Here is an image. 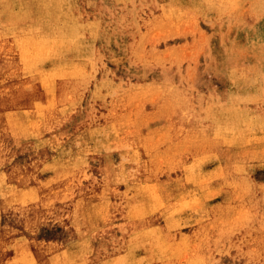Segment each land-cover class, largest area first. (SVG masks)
<instances>
[{"label":"rangeland","instance_id":"obj_1","mask_svg":"<svg viewBox=\"0 0 264 264\" xmlns=\"http://www.w3.org/2000/svg\"><path fill=\"white\" fill-rule=\"evenodd\" d=\"M100 3L103 5L90 14L92 37L86 42L85 58L71 61L82 68L92 58L90 68L86 66L80 73L86 80L78 84L86 87L102 77L104 80L94 91L86 89L83 98L79 94L74 98L69 89L60 103L61 110L68 114L63 111L46 126L42 123L60 107L55 91L50 96L46 81L37 83L36 90L34 87L38 102L45 96L40 105L31 93L38 69L34 66L32 45L36 42L30 39L31 30L26 28L24 36L8 43L1 39L4 31H0V97H7L8 104L1 113L20 111L15 118L23 119L26 128H31L32 115L35 117L39 110L42 121L33 120V124L45 126L41 131L46 138H57L65 145L84 125H88L87 131L79 133V138H94L73 166L62 157L69 178L51 187L50 179L66 171L49 162L50 158L58 159L57 148L45 155L37 168L46 194L45 200L39 199L34 238H27V248L22 250L0 249V264H29L27 249L32 248L37 252V264H50L55 243L66 247L58 248L60 253L68 252L65 264H120L124 252L114 248L113 241H126L118 233L115 238V230L133 228V219L151 225L167 223L164 246L170 256L161 264H187L195 258L222 264H264V0ZM46 48L50 52L51 46ZM89 69L93 71L85 72ZM66 80L75 83L76 77ZM17 88L25 97L20 110L11 92ZM87 101L92 106L90 111ZM75 107L83 110L81 117L68 119ZM8 139L14 144V138L8 135ZM30 144L27 138L24 149L13 146L8 164L18 156L34 160L37 151ZM5 151L0 147V162ZM114 158L131 167L138 161L148 162L135 173L144 177L145 172L148 178L144 185L173 210L172 216L168 210L166 223L156 218L160 208L145 214L136 206L133 217L126 215L128 196L141 201L136 188L112 183L105 171L92 167ZM3 165L0 187L22 181L18 175L25 174L28 166L36 167L27 164L25 172H18L9 166L11 172L6 177ZM25 180L22 189H26ZM100 186L102 194L96 193ZM51 189L57 193L59 210L47 199ZM82 192L83 196L93 194L110 202L86 226L113 228L112 235L102 237L99 245L89 250L77 247L80 232L76 239L70 235L68 224L73 215L61 216L72 211L67 196L76 198ZM52 208L59 213L54 228L49 219ZM76 224L73 221L70 225ZM24 234L26 230L14 233L19 245L25 241ZM143 243L146 247H163L146 238ZM137 246L133 240V256L141 257L143 249L137 250ZM23 251L27 255H21ZM162 257L155 264H160Z\"/></svg>","mask_w":264,"mask_h":264},{"label":"bare ground","instance_id":"obj_2","mask_svg":"<svg viewBox=\"0 0 264 264\" xmlns=\"http://www.w3.org/2000/svg\"><path fill=\"white\" fill-rule=\"evenodd\" d=\"M102 5L103 4L100 3V0H0V31H4V35L1 39L6 43H8V40L12 38L17 40L24 36L23 31L26 28H29L31 30L30 39L36 42V44H33L32 47L35 48L34 54H36L34 66L38 69L37 74L34 77L35 81L31 84V93L36 99V104L38 103L40 105L41 101L45 98V96L41 98L39 97L38 102L35 94V85L41 81H46L50 90V96L53 95L54 91L58 96L56 100L59 102L60 108L52 113L50 120L42 123L44 125L51 123L53 121L52 119L54 117H59L61 113L63 114V111L65 114H68L65 109L61 110L60 103L63 102V98L65 97L64 94H66L69 89H71V93L74 95V98L76 94H79L80 97L83 98L86 89L94 91L102 80H104L102 77V79H97L95 82L86 87L85 85L78 84L86 80V76L80 73H84L82 68L85 70L86 66L90 68L89 63L92 58L89 59V63L87 62L82 65V68H79L76 64L73 65V62L71 61V58H77V60H83L85 58L86 53L83 54V52H87L88 50L86 42L92 37L90 30V24L92 23L90 20V14L94 8L99 9ZM104 34L99 36L98 39L102 40ZM47 38H49V40H46ZM47 46H51L52 50L51 48L48 50L50 52H47ZM0 52H2L1 47ZM92 71L93 70L89 69L85 72L91 73ZM71 76L76 77V82L66 83V79ZM38 87L39 85L37 86V89ZM11 92H14L12 97L17 102L20 110L24 106V93L20 90V88L13 89ZM6 105H8L7 97H0V113ZM85 105L90 111V108L92 107L91 104L87 101ZM38 111H36L35 117L32 115V119L29 124L31 128H26V123L23 119L15 118L20 111L16 113L12 110L2 111L0 114V147H5L7 151H5L4 161L0 162V165L4 164L3 167L5 176L8 177L10 175L11 169L9 166H13V168L18 170V172L21 170L24 171L23 169L27 164L36 166L34 169L28 166L26 172L24 171L25 174L23 173L18 175L17 178L23 177L22 181H17L16 184L7 182V186L0 187V249H2L3 252L13 248H18L19 250L27 248V241L34 238L32 235L33 232L35 233L34 222L35 219L38 218V209L41 208L39 199L44 198L46 194V189L43 187L44 179L41 175H39L37 168H39V166L43 163L45 155L48 152H51L54 147L57 148L58 159L56 160L54 158H50L49 162L52 165H55L58 170L62 168L66 171L68 170V167L67 164H64V161L68 162L69 166H73L74 163L82 157L81 155L86 153L87 145L92 139H94L92 137L79 138L78 136L79 133L87 131L86 127L88 125H84L82 129L75 130L76 137L68 142L66 141V145L58 141L57 138H46L45 133L41 131V128L46 125L40 126L41 124H39L36 126L37 123H35V125L33 124V120H41L43 116L39 114ZM82 113L83 110L75 107L74 113L71 117L69 116L68 119H79ZM59 119L63 120V116ZM8 135L15 139L14 144H11V139L6 140ZM77 137L78 139H76ZM20 138L21 143L19 141ZM27 138L31 140L30 145L33 146L35 151H37V154L34 155V160L32 159L27 161L25 156H18V158L11 161V164L9 165L7 160L9 159V154L12 152V147L20 143L16 146L24 149L25 139ZM32 140L34 141L32 142ZM109 155L106 157L110 158ZM63 156L66 157L64 161L62 158ZM112 160H104V162L99 161L97 167H92L105 171L108 175L107 177L112 180V183L122 182L124 185L130 187L134 186L136 188L141 201L139 202L136 198L128 196L127 201L129 202V205L126 206V215L133 217V210L136 206H140L146 211L145 214H152L154 211L159 210L160 214L156 218L159 221L166 223L168 221V210L170 209H167L164 201L160 203L159 194L152 193L149 188L144 185L146 178H148L147 174L144 172L146 176L137 177V174L135 173L139 166H148V162L138 161L136 166L131 167L129 164L117 160L116 158ZM155 163L156 162H154L153 165H155ZM47 165V167L50 166V164ZM80 170L82 169H79L78 171ZM101 170L100 174L104 176V173ZM140 170H142V168ZM153 172L154 171H151V174H153ZM69 173L70 172L66 171L61 176H57V174L54 175L53 179H50L52 180L50 187L61 181L68 180ZM25 178L28 180L26 182L27 187L25 186L26 189H22V187H24L22 184L26 181ZM18 183L21 184L19 185ZM227 183L229 184L232 182L227 180ZM97 190L98 191H96V193L102 194V186H100ZM54 192L55 191L51 189V193L47 199L53 203L55 210H59L60 206H58L57 202L58 196L57 193ZM83 194L84 192L75 195L76 198H74V196H67V194L66 196L72 211L63 213L61 216L67 217L68 215H73V218L68 224L70 235L76 239L77 232H80V237H78L76 242L77 247L83 250H89L92 245L98 244L102 237H110L112 235L111 230L113 228L110 230L106 227L92 229L86 226L89 223H93L95 221V217L98 215V212L102 213V209L105 208L107 204H110V202L105 200L103 197L102 200H99L93 194L85 196H83ZM55 210H53V208L51 209V216L49 218L52 222V228H54L55 221L59 215V213L55 212ZM170 211L172 216L173 210ZM73 221L78 224H76V227L70 225ZM132 223L133 228L129 227L127 230L121 229V232L115 230V238H118V233L120 234L119 238L125 239L126 241L125 244L118 242L117 239L113 241V244L116 245L114 248H119L120 252H124L119 258L120 264H141L145 262L155 264L160 255L163 257L158 260L159 263H165V259L170 256L167 252V248L164 246L166 238L163 232L165 228L164 226H166L167 223L162 225L152 224V226L148 223V221L139 222L134 219ZM18 230H21L22 232L26 230V233L28 234H24L25 241L23 245H19L15 241L14 233ZM144 238H146L148 242H156L157 245H161L163 247L160 249L153 246L146 247L143 243ZM133 240L137 241V250L143 249V256H133ZM210 246L211 245L208 247ZM60 247L64 248L65 246H57V243L54 245L52 244L49 259L50 264H65L68 252L60 253L58 251V248ZM27 250L30 251L28 256L32 257H28L29 264H37V260L35 258L37 253L36 250L33 248ZM0 253H2V251H0ZM61 254H64L65 256ZM21 255H27L26 251H23ZM209 260L210 262H208V260L195 258L192 260L190 259L189 263H186L222 264L219 261L213 262V260ZM1 261L2 257L0 258V262ZM9 263L10 262L6 264ZM16 264L19 263L16 262ZM70 264H72L71 261Z\"/></svg>","mask_w":264,"mask_h":264}]
</instances>
